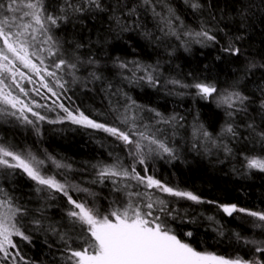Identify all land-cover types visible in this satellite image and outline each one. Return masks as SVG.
<instances>
[{
	"label": "trees",
	"instance_id": "16d2710c",
	"mask_svg": "<svg viewBox=\"0 0 264 264\" xmlns=\"http://www.w3.org/2000/svg\"><path fill=\"white\" fill-rule=\"evenodd\" d=\"M0 25L56 92L43 118L0 107V150L63 189L0 163L20 231L0 264H76L93 246L76 206L130 199L198 252L264 264V0H0Z\"/></svg>",
	"mask_w": 264,
	"mask_h": 264
},
{
	"label": "rangeland",
	"instance_id": "374dc122",
	"mask_svg": "<svg viewBox=\"0 0 264 264\" xmlns=\"http://www.w3.org/2000/svg\"><path fill=\"white\" fill-rule=\"evenodd\" d=\"M29 25L31 26L28 23ZM0 36L5 45V51L0 52V107L10 108L22 117L32 114L43 118L39 113L40 109L54 103L51 99L53 96L56 97L51 84L55 79L54 72L48 70L39 57L30 51L24 39L20 40L8 34L1 25ZM26 89L30 94H27ZM202 91L207 96L211 95V92L204 88ZM19 92L26 96L19 97ZM221 98V96L217 98L219 103L224 102ZM69 116L75 123L96 127L83 117L74 114ZM113 132L117 133L116 130ZM147 141H151V138ZM130 145L134 151L141 150L142 147L135 140L131 141ZM143 148L146 149L145 146ZM8 161L25 170L36 180L41 179L46 185L63 190L62 187L55 185L53 179L42 176L36 170V162L0 150V163H10ZM258 165L264 168V162ZM140 180L141 184L148 185V189L151 188L156 193L174 194L173 191L150 179ZM131 202L132 204L126 203L129 205L125 204L121 212L112 209L110 215L105 217H98L89 208L76 206L78 215L87 223L93 239L92 247L74 253L76 264H260L256 261L230 259L198 252L178 240L161 222H158V218L151 210L152 203L143 200ZM15 215L11 208L0 203V252L5 256L11 252L13 237L20 234ZM10 255L14 258L16 253Z\"/></svg>",
	"mask_w": 264,
	"mask_h": 264
},
{
	"label": "bare ground",
	"instance_id": "6f19581e",
	"mask_svg": "<svg viewBox=\"0 0 264 264\" xmlns=\"http://www.w3.org/2000/svg\"><path fill=\"white\" fill-rule=\"evenodd\" d=\"M258 161H259V160H258ZM127 193H128V192H127ZM128 195H130V194H128ZM130 200H131V199H130ZM133 202H134V201H133ZM128 203L132 204V202H131V201H130V202H128ZM126 205H129V204H126ZM126 205H125V206H126ZM119 208H120V209H122V208L120 207V205H119ZM120 212H121V211H120Z\"/></svg>",
	"mask_w": 264,
	"mask_h": 264
}]
</instances>
